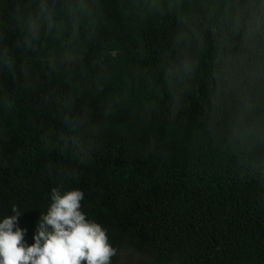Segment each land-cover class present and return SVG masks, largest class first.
<instances>
[{
    "label": "trees",
    "instance_id": "trees-1",
    "mask_svg": "<svg viewBox=\"0 0 264 264\" xmlns=\"http://www.w3.org/2000/svg\"><path fill=\"white\" fill-rule=\"evenodd\" d=\"M10 4V0H6ZM88 58L105 55L116 96L99 130L69 140L50 87L22 91L5 80L0 99V218L21 213L32 235L53 188L79 189L81 209L117 252L145 249L156 264H264V141L233 132L237 98L212 78V37L178 101L165 80L174 59V16L153 15L146 0H98ZM81 264H84L82 261ZM112 264H124L119 254Z\"/></svg>",
    "mask_w": 264,
    "mask_h": 264
},
{
    "label": "clouds",
    "instance_id": "clouds-1",
    "mask_svg": "<svg viewBox=\"0 0 264 264\" xmlns=\"http://www.w3.org/2000/svg\"><path fill=\"white\" fill-rule=\"evenodd\" d=\"M145 7L177 20L171 36L176 55L164 72L174 101L212 37L217 53L212 78L239 106L233 132L264 141V0H146ZM99 16L98 0H0V93L5 80L36 91L43 76L50 85L44 103L57 108L74 142L99 130L90 100L104 119L116 105V96L107 91L114 72L105 55L95 54L85 64ZM83 198L79 189L53 188L31 243L25 240L27 229L19 226V211L13 208L0 218V264H112L117 250L107 230L86 218ZM124 264L140 260L127 253Z\"/></svg>",
    "mask_w": 264,
    "mask_h": 264
},
{
    "label": "rangeland",
    "instance_id": "rangeland-1",
    "mask_svg": "<svg viewBox=\"0 0 264 264\" xmlns=\"http://www.w3.org/2000/svg\"><path fill=\"white\" fill-rule=\"evenodd\" d=\"M117 253L119 254L123 262H124L125 255L127 253H135L140 260V264H156L154 263L153 258L150 255V253L146 251L145 249L129 248V249L121 250ZM178 259H179V256H175L172 259H170L168 262H166L165 264H176Z\"/></svg>",
    "mask_w": 264,
    "mask_h": 264
}]
</instances>
